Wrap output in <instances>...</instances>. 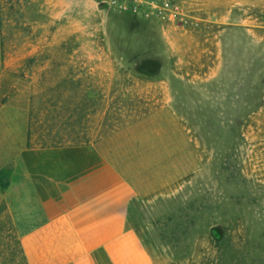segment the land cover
Masks as SVG:
<instances>
[{"label":"rangeland","instance_id":"1","mask_svg":"<svg viewBox=\"0 0 264 264\" xmlns=\"http://www.w3.org/2000/svg\"><path fill=\"white\" fill-rule=\"evenodd\" d=\"M0 0V264L20 149L93 143L132 185L152 264H264V0Z\"/></svg>","mask_w":264,"mask_h":264},{"label":"crops","instance_id":"2","mask_svg":"<svg viewBox=\"0 0 264 264\" xmlns=\"http://www.w3.org/2000/svg\"><path fill=\"white\" fill-rule=\"evenodd\" d=\"M17 161L25 264H152L128 224L134 188L98 145L27 147Z\"/></svg>","mask_w":264,"mask_h":264},{"label":"built area","instance_id":"3","mask_svg":"<svg viewBox=\"0 0 264 264\" xmlns=\"http://www.w3.org/2000/svg\"><path fill=\"white\" fill-rule=\"evenodd\" d=\"M108 6L120 11L139 14L144 17L151 15L163 20L175 21L181 13L173 0H103Z\"/></svg>","mask_w":264,"mask_h":264}]
</instances>
